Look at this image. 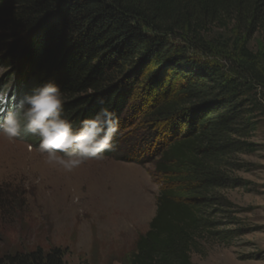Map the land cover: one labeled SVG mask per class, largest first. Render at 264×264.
Returning <instances> with one entry per match:
<instances>
[{
	"label": "trees",
	"instance_id": "1",
	"mask_svg": "<svg viewBox=\"0 0 264 264\" xmlns=\"http://www.w3.org/2000/svg\"><path fill=\"white\" fill-rule=\"evenodd\" d=\"M231 24L245 35L239 54L200 57L205 34ZM259 32L264 0H0L2 68L33 88L55 83L74 128L106 107L118 136L136 126L135 148L154 146L162 187L129 264H194L203 240L231 246L234 231H216L233 225L217 221L234 208L220 192L240 186L232 160L253 152L264 78L246 46ZM0 264L67 263L63 250L37 248Z\"/></svg>",
	"mask_w": 264,
	"mask_h": 264
},
{
	"label": "rangeland",
	"instance_id": "2",
	"mask_svg": "<svg viewBox=\"0 0 264 264\" xmlns=\"http://www.w3.org/2000/svg\"><path fill=\"white\" fill-rule=\"evenodd\" d=\"M205 38L208 54L200 57L221 62L235 58L246 43L233 24L216 25ZM246 47L264 78V34L257 33ZM32 88L14 67L0 64V89L19 100ZM253 103V152L232 160L240 186L220 192L234 208L217 221L233 225L216 231H234L231 246L203 240L192 252L194 264H264V86ZM133 129L120 133L119 148L104 159L71 172L47 164L36 138L0 137V190L6 202L0 211V257L59 248L67 264H129L137 239L156 215L162 187L154 177V146L136 149L142 140Z\"/></svg>",
	"mask_w": 264,
	"mask_h": 264
},
{
	"label": "clouds",
	"instance_id": "3",
	"mask_svg": "<svg viewBox=\"0 0 264 264\" xmlns=\"http://www.w3.org/2000/svg\"><path fill=\"white\" fill-rule=\"evenodd\" d=\"M118 133L119 121L106 107L74 128L64 116L60 88L51 81L32 88L19 100L0 89V137L11 142L38 139L36 150L45 162L65 172L115 151Z\"/></svg>",
	"mask_w": 264,
	"mask_h": 264
}]
</instances>
